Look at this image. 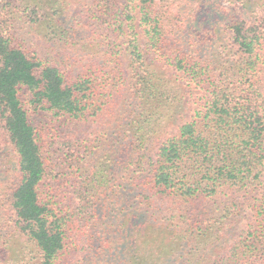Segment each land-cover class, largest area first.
Wrapping results in <instances>:
<instances>
[{
  "label": "trees",
  "instance_id": "16d2710c",
  "mask_svg": "<svg viewBox=\"0 0 264 264\" xmlns=\"http://www.w3.org/2000/svg\"><path fill=\"white\" fill-rule=\"evenodd\" d=\"M32 107L91 139L45 143ZM0 136L18 177L0 222L34 264L80 241L81 264H264V0H0ZM71 161L67 214L47 185Z\"/></svg>",
  "mask_w": 264,
  "mask_h": 264
},
{
  "label": "rangeland",
  "instance_id": "374dc122",
  "mask_svg": "<svg viewBox=\"0 0 264 264\" xmlns=\"http://www.w3.org/2000/svg\"><path fill=\"white\" fill-rule=\"evenodd\" d=\"M224 4V5H223ZM222 5L226 8H229L228 19L231 17L239 18L242 12L241 6L233 5L229 6L228 4L223 3ZM221 7V11L223 9ZM235 7V8H234ZM209 11V10H208ZM206 20L208 19L207 16ZM201 29V28H198ZM199 35L201 38L209 39L208 31L203 29L199 30ZM144 41V40H143ZM142 49L144 50L145 54L147 55L149 62H153L154 64L160 66L164 72L169 77H173L179 81L180 84L183 86L187 83L180 74H177L173 71L171 67L166 66L165 63L158 60L153 52H150L145 43L142 42ZM184 101L182 102L180 109L178 110V114L175 118L176 121L180 119L189 120L191 116L194 114V103L199 102L200 99L195 95L193 89L189 86L186 88V94L184 95ZM22 97L26 101L28 98V93L23 92ZM28 108V106H27ZM29 116L36 128V132L38 133L40 140H45V143H58L59 145H66V143L75 144L74 146H78L79 143L75 142V139H91L93 133V126L88 123H82L71 119L67 116H57L51 111L44 110L42 108L36 109L32 107L29 111ZM170 135L176 134V128L172 127L169 130ZM1 137V136H0ZM157 143V142H156ZM155 143V145H156ZM155 145L153 149H155ZM74 146L72 148H74ZM52 146L47 149L49 152ZM72 150L67 151L68 154L67 160L69 158L71 160L72 157ZM124 156V154H122ZM72 161L64 167L63 172H61L60 176H56L55 178L50 177L53 179L49 186L50 188L55 189L56 192H51L59 195V198L54 201L52 206L57 209H64L66 210L67 214L71 213L75 207L78 206V202L76 200V185L79 184L77 181V177H73L72 172ZM56 164V163H55ZM50 167L49 173L52 175L54 165ZM57 166V165H56ZM17 163H16V156L15 152L12 147L7 143L4 138H0V215H4L7 209H11L10 206V199L12 190L14 189L17 183ZM45 191H49V188L45 187ZM77 203V206L73 207L74 204ZM7 215L11 214V211L7 212ZM5 225L7 227H5ZM241 225L242 222H241ZM11 229L8 226V223L0 222V264H34V256L35 253L33 252V248H27L26 244L16 240L13 241L10 238ZM86 242L80 241L78 243L69 242L59 264H81L83 257L85 255V247Z\"/></svg>",
  "mask_w": 264,
  "mask_h": 264
}]
</instances>
